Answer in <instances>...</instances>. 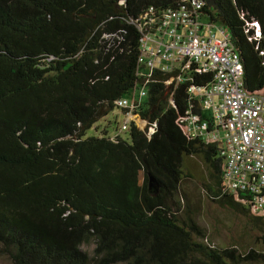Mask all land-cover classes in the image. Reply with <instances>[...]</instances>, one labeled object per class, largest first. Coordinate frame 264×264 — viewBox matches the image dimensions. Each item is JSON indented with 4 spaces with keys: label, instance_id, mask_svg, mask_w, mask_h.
Returning <instances> with one entry per match:
<instances>
[{
    "label": "trees",
    "instance_id": "trees-1",
    "mask_svg": "<svg viewBox=\"0 0 264 264\" xmlns=\"http://www.w3.org/2000/svg\"><path fill=\"white\" fill-rule=\"evenodd\" d=\"M201 1L198 18L227 31L244 91L262 92L264 0ZM177 4L0 0V258L8 264H264V210L250 190L225 184L221 139L191 135L184 120L186 110L202 116L188 87L212 73L192 64L190 79L169 85L170 73L141 75L145 21ZM141 87L132 112L154 123L148 136L133 121L121 128L129 109L116 103ZM114 110L123 120L113 134L106 125L86 135ZM189 157L200 174L186 167ZM204 199L243 222L230 233L241 239H212Z\"/></svg>",
    "mask_w": 264,
    "mask_h": 264
},
{
    "label": "built area",
    "instance_id": "built-area-1",
    "mask_svg": "<svg viewBox=\"0 0 264 264\" xmlns=\"http://www.w3.org/2000/svg\"><path fill=\"white\" fill-rule=\"evenodd\" d=\"M202 3L178 0L177 6L164 9L156 20L145 21L148 28L138 57L141 75L147 81L152 72L170 73L164 80L169 85L174 80L190 79L192 70L212 73V82L188 87L187 91L198 99L202 116L186 110L190 114L184 120L191 135L205 133L221 139L224 145L219 154L225 184L232 189L250 190L254 208L264 210V90L258 94L244 91L242 65L228 42L227 31L198 18ZM143 17L148 18V13ZM255 33L258 35V30ZM143 95L141 87L130 100L116 103L129 109L121 128L133 121L148 136L154 123L132 112L135 98ZM208 125L212 129L208 130Z\"/></svg>",
    "mask_w": 264,
    "mask_h": 264
},
{
    "label": "rangeland",
    "instance_id": "rangeland-1",
    "mask_svg": "<svg viewBox=\"0 0 264 264\" xmlns=\"http://www.w3.org/2000/svg\"><path fill=\"white\" fill-rule=\"evenodd\" d=\"M123 120V115L112 111L104 120H99L92 125L88 130H86V135H98L101 128L107 125L108 133L113 134L115 126ZM110 121V124L108 123ZM116 122V123H115ZM146 127H143V129ZM122 136H125L124 133H121ZM185 165L192 174L199 173L203 170L202 165L199 163V160L196 157H189L185 159ZM139 181H141L142 173L139 172ZM194 193L197 191L194 189ZM202 219L204 224L207 227L209 235L212 239L218 242L221 245L228 243L231 239H241L242 235H230L231 231L234 229L240 230L243 222L240 219H236L232 216L231 213H228L226 210H222L216 207L212 202L203 201V212ZM0 264H8L6 259L0 258Z\"/></svg>",
    "mask_w": 264,
    "mask_h": 264
}]
</instances>
